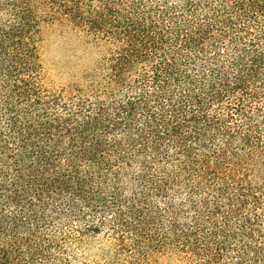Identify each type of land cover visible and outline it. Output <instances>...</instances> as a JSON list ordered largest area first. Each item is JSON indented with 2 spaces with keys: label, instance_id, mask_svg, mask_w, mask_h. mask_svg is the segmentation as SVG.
Here are the masks:
<instances>
[{
  "label": "trees",
  "instance_id": "16d2710c",
  "mask_svg": "<svg viewBox=\"0 0 264 264\" xmlns=\"http://www.w3.org/2000/svg\"><path fill=\"white\" fill-rule=\"evenodd\" d=\"M0 13V264L104 230L120 264H264V0ZM51 27L104 48L80 83L48 84Z\"/></svg>",
  "mask_w": 264,
  "mask_h": 264
},
{
  "label": "rangeland",
  "instance_id": "374dc122",
  "mask_svg": "<svg viewBox=\"0 0 264 264\" xmlns=\"http://www.w3.org/2000/svg\"><path fill=\"white\" fill-rule=\"evenodd\" d=\"M103 50L102 46L89 44L81 34L47 28L40 52L48 84L60 89L71 83H80L82 75L100 61ZM68 245H71L73 257L64 253L62 264L65 257L70 264H120L128 258L119 252L116 242L105 230L85 236L75 245Z\"/></svg>",
  "mask_w": 264,
  "mask_h": 264
}]
</instances>
